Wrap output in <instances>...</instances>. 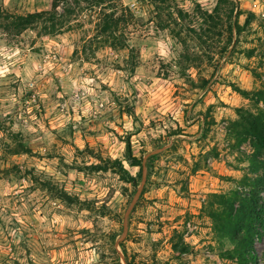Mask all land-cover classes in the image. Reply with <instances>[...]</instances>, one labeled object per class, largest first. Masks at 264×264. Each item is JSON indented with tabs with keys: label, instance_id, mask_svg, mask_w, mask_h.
Wrapping results in <instances>:
<instances>
[{
	"label": "rangeland",
	"instance_id": "1",
	"mask_svg": "<svg viewBox=\"0 0 264 264\" xmlns=\"http://www.w3.org/2000/svg\"><path fill=\"white\" fill-rule=\"evenodd\" d=\"M120 1L113 34L105 6L53 30L0 17V264H237L211 214L262 171L243 117L264 110V0ZM128 142L149 176L119 239L142 181ZM254 247L264 264V234Z\"/></svg>",
	"mask_w": 264,
	"mask_h": 264
},
{
	"label": "trees",
	"instance_id": "2",
	"mask_svg": "<svg viewBox=\"0 0 264 264\" xmlns=\"http://www.w3.org/2000/svg\"><path fill=\"white\" fill-rule=\"evenodd\" d=\"M224 6L230 4L228 0H218ZM95 6H105L108 12L102 19L101 29L104 32L113 34L121 21H125L122 16L126 12L130 14L128 7L122 5L120 0H52L49 9L40 10L26 15H13L1 13L0 17L5 18L7 22L5 27H14L15 29H23L28 26L42 23V25H50V29H55L57 25H62L64 21L75 11L79 12L84 8H93ZM219 6L216 7V9ZM233 5L228 8V14L233 12ZM225 12V15H227ZM119 14L115 16V14ZM204 14H206L204 12ZM229 16V15H228ZM235 25L239 28L235 20L228 22V29L231 31ZM49 26H44L46 29ZM242 95H247L248 91L237 88ZM258 101L261 100L264 105V94L258 92ZM246 127V133L253 136V144L258 151L264 150V110L257 113L248 112L243 117ZM239 134V133H238ZM241 134V133H240ZM124 159L131 166H138V176H141L143 166L140 159L132 155L129 142L127 143V152ZM117 164L122 176L129 182L136 184V176H133L125 169L120 160L113 161ZM258 171V165L254 167ZM260 175L254 180L251 191L247 196H241L240 191L235 190L230 193L214 194L218 198V204L221 205L222 211L215 210L211 216L215 219V227L217 232L227 238L233 248L227 250L225 254L229 258H234L237 264H258L257 253L254 247L255 237L264 234V202L259 196L264 191V161L262 162ZM256 171V172H257ZM259 172V171H258ZM149 171L146 177L148 178ZM235 204V207L233 206ZM264 259V255H263ZM264 262V260H263ZM131 264V263H129Z\"/></svg>",
	"mask_w": 264,
	"mask_h": 264
},
{
	"label": "water",
	"instance_id": "3",
	"mask_svg": "<svg viewBox=\"0 0 264 264\" xmlns=\"http://www.w3.org/2000/svg\"><path fill=\"white\" fill-rule=\"evenodd\" d=\"M145 179H146V171L143 169L142 170V181H141V185L138 187L137 191L135 192V195L133 196L131 202L129 203L126 211H125V215H124V220H123V231H122V234L121 236L119 237V239H122L124 237V235L126 234V229H127V226H128V218H129V215L140 195V192H141V189H142V186L143 184L145 183ZM119 255H120V260H121V264H129L125 259H124V256L121 252H119Z\"/></svg>",
	"mask_w": 264,
	"mask_h": 264
}]
</instances>
